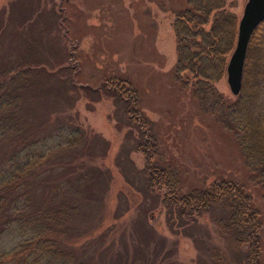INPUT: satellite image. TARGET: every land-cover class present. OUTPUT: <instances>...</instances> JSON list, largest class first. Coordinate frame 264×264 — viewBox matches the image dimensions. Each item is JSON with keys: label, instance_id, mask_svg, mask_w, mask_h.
<instances>
[{"label": "rangeland", "instance_id": "1", "mask_svg": "<svg viewBox=\"0 0 264 264\" xmlns=\"http://www.w3.org/2000/svg\"><path fill=\"white\" fill-rule=\"evenodd\" d=\"M246 2L229 1L238 23ZM186 8V0H0V78L27 70L18 83V143L36 144L17 165L55 150L70 131L81 136L78 147L55 150L19 186L42 212L76 208L52 237L84 264H213L214 250L225 264L245 262L247 245L230 244L236 231L227 200L190 214L165 200L167 188L149 183L144 133L154 144L153 166L168 173L177 196L220 181L247 190L263 227L264 264V192L250 151L256 141L246 137L251 127L225 128L174 80L173 22ZM112 80L135 91L144 128L128 118V102L104 87ZM217 89L231 95L226 74ZM253 109L256 119L264 93ZM28 236L10 227L0 253Z\"/></svg>", "mask_w": 264, "mask_h": 264}, {"label": "trees", "instance_id": "2", "mask_svg": "<svg viewBox=\"0 0 264 264\" xmlns=\"http://www.w3.org/2000/svg\"><path fill=\"white\" fill-rule=\"evenodd\" d=\"M229 1L186 0L187 8L173 22L177 41L174 80L182 89L190 90L199 104L204 107L208 105L213 113H217L225 128H243L246 131L247 126L251 127V134L246 137L256 141L255 149L250 147V151L257 156L254 158V166L259 168V186L264 192V146L260 145L261 139L264 140V111H260L256 119L253 116L257 97L264 93V87H261L264 76V36L261 37V31L264 23L250 37L242 89L237 98L229 102L233 97L217 89V84L225 77L228 58L235 48L237 38L238 16L229 9ZM26 71H16L9 78H0V175L10 172L0 180V236L10 227L20 234L28 233L29 236L11 250L0 253V264H84L62 248L58 239L52 237L57 227L72 218L76 208L62 204L58 210L47 209L42 212L32 208L29 189L19 186L55 150L74 149L81 143L80 134L70 131L64 138V143L55 150L31 160L28 158V162L17 165L20 153L35 148L36 145L31 142L21 146L18 143L20 136L17 134L19 128L16 116L22 103L18 83ZM119 83L120 81L112 80L104 87H108L120 100L128 102V118L139 121L140 127L144 128V122L137 111V94L133 90L119 87ZM144 135V172L149 183L155 182L159 188H167L165 200H169L172 207L190 214L199 213L227 200L230 226L236 231L230 244L235 248H239L241 244L247 245L244 264H262L259 238L263 227L247 190L238 183L220 181L207 185L206 190L177 196L172 187H169L168 173L153 166L154 144L146 133ZM62 136V132L57 135L59 138ZM6 159L9 167H5ZM219 254L218 250H214L213 264H225Z\"/></svg>", "mask_w": 264, "mask_h": 264}, {"label": "water", "instance_id": "3", "mask_svg": "<svg viewBox=\"0 0 264 264\" xmlns=\"http://www.w3.org/2000/svg\"><path fill=\"white\" fill-rule=\"evenodd\" d=\"M263 22L264 0H247L239 19L235 48L226 67V82L232 96L241 92L248 43L254 30Z\"/></svg>", "mask_w": 264, "mask_h": 264}]
</instances>
